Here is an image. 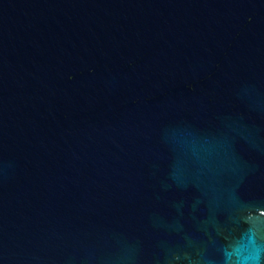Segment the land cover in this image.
<instances>
[{
  "label": "water",
  "instance_id": "obj_1",
  "mask_svg": "<svg viewBox=\"0 0 264 264\" xmlns=\"http://www.w3.org/2000/svg\"><path fill=\"white\" fill-rule=\"evenodd\" d=\"M0 264H264V0H0Z\"/></svg>",
  "mask_w": 264,
  "mask_h": 264
}]
</instances>
